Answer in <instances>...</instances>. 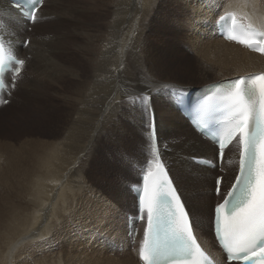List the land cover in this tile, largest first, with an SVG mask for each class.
<instances>
[{"label": "bare ground", "instance_id": "6f19581e", "mask_svg": "<svg viewBox=\"0 0 264 264\" xmlns=\"http://www.w3.org/2000/svg\"><path fill=\"white\" fill-rule=\"evenodd\" d=\"M133 1H135L136 3V8L134 9V11H129L130 13L126 14L124 17L121 16V18L123 19L120 20V22L117 23L116 26H112V23H108V25L102 24V27H100L101 30H96L94 33H92L91 31H89L88 33L86 32L83 45L79 46V48L78 46H76L80 52L84 53V57L86 59L88 58L90 73L92 69L96 72L94 76H92L93 73H91L86 82L83 83L79 87V89L77 88V90L76 87H74V83L76 80H82V78H84V75H82L81 70L76 67L74 63L76 59H74L75 57L72 56V50H70V48H66V42L69 43V40L67 39V36L69 34H76L82 31H79V29H71L67 31L64 36L57 37L52 33V29L50 27L42 34H38L33 31L34 37H32L30 47L26 50L21 49L22 55H28L29 57V62L23 71L21 80L25 77V72L28 70L30 73V77L28 74L26 82L27 87L33 90L38 82L44 83L42 84L43 87L53 92V94L61 96L65 100L66 104H69L72 107V111L70 114L72 115L71 119L73 117L74 111L77 110V105L79 103L81 105L87 88L94 89L97 93H100V96L99 98L97 97L99 99V102L96 100L97 98H93L90 95L88 96V100H84L83 104L88 106L90 114L94 119H90L88 122L84 121L81 126H79V122L70 120L68 124L63 128L62 135L64 134L65 137L63 138V142L61 144L46 141L37 146L39 141L38 143L32 141V144L34 143L36 145L32 148H29V150H26L27 152L21 151L22 149L18 151L19 154L22 155L21 160L17 159L21 161L20 163L23 164L24 161L27 168L28 166H30V164H33V167L30 166V168H28V177L30 179L29 184H32L33 182V191L30 189V191H32V194L30 195V201L32 203H39V213L37 215V221H34L32 223V226L26 228L29 223V219L24 218L25 223L23 226H21V223L19 222H15L11 225L10 222H12L16 218V215L8 211L5 212L6 210H4L2 206L0 207V222H4L6 220L5 222L8 223L7 228H11L10 233H7L6 231V233L0 232V236L5 238L1 243V248H3L4 245L8 244L5 254L0 252L2 253L0 254V258L2 260L7 261V259H9L11 261L10 258L12 257L7 258V256L10 253L13 254L12 251L14 249L10 238L13 234H15V232H19V246H21L20 243H22L26 239H33L34 237L39 235L44 229V226L47 224L46 222H49V219L55 220L54 218H52L55 212L64 214L67 213L64 210L66 204L71 206L74 202H76V200L78 201V199L75 197L76 193L80 195L84 191L88 192L89 186L87 184L90 183H87L88 180L85 175L81 176V180H76V178L80 176L79 173H81L84 167H86L87 161L89 160V157L91 156L95 146H97V144L101 142V140L107 141V139L113 138L117 140L116 143L118 144V146L128 144V140L131 138L128 132H130L131 130L129 128V125L124 122L125 116L127 118V121L130 120L132 123H136L140 127L144 125V120L141 121L137 117H141L139 109H132L128 101L133 98H140L145 94L152 99L153 105L155 107V115L158 119L159 132L161 134L163 132V136L164 133L168 134L165 140L169 144L171 153L168 154L167 157L171 163L173 173L177 178V182L180 185L184 196L188 200H190L188 202H191L192 200V202L194 203V205H192L191 203H189V205L190 207L192 205V212L198 222L199 234L203 239H209V237L207 236L206 223L203 221L202 214L206 213L208 215V209L212 208L214 202L213 188L215 183L213 180H211L210 176L213 175L215 171H206L204 169L194 168L190 164V158L193 155H205L206 153L212 151V147L208 142L203 141L190 129L186 120L182 118L177 110H175L169 100L165 102L162 99L161 103L158 101L154 102L155 99H160L161 97H163V94L167 93L169 87L178 84H174L175 82H170L168 80L162 81L161 76L155 73V69H152L148 65V62L150 63V61L154 59V53L149 48V40L151 37L149 24L154 14L160 8L158 5L160 4L159 0ZM228 1L229 0H179L180 5L175 3L176 6H181V8L185 6L186 10L188 9L189 11L187 15L188 23L185 24V32L187 35L186 40H189V42L187 43L188 45H190L193 53L196 55V57L198 55V57L203 58H207L209 55L212 56L206 61H213L212 64L218 68L210 70L213 71V78L209 79L207 76H203L201 85L199 84L198 87L234 80L236 78L247 76L257 72H264V58H261L256 54L246 52L245 50H242L237 46L227 44L220 38L215 36L214 27L216 19L221 9ZM99 4V2L95 1L90 5H80L76 2V0H47L41 8V16L43 18L48 17L49 22H52L53 20L51 18H54L52 16L58 13V11L62 10L64 11L62 12L63 16H67V18H69L68 20H72L80 24L83 19L82 15L84 14L94 15L95 17H97V14L98 16L102 14V12L99 11L100 8L101 10H103L102 5ZM0 5H2L5 9L9 8L5 0H0ZM112 5L113 3L111 4V6ZM138 6L140 7L138 8ZM242 8L246 11L253 24L259 26L260 24L264 23V0H247V3L242 5ZM107 11L109 10L107 9ZM5 17L10 19L14 23L19 24L20 31H23L21 18L17 15L16 12L12 11L11 15H6ZM106 25L109 26L110 31H106L105 36L103 34L101 35L102 39L99 46L97 47L95 44V42L99 38L97 33L100 31L102 32L103 27H105ZM25 36L27 35L23 34L22 36H19L18 40L22 38L23 41ZM199 51L201 54L197 55ZM153 73L158 76V79H153L151 77ZM202 73L205 74V72ZM41 76H43V79H41ZM100 80L103 82V84L100 82ZM62 81H66L70 84L69 94L63 95L60 93L59 87ZM71 93H73V96H71ZM137 104L139 105V103ZM128 107L131 109H129ZM81 108L80 110H84ZM125 108H128L129 113L125 112ZM162 115H166V117L168 116V118H165L166 120H164L163 122L161 121ZM62 135H60L61 139ZM166 148L169 149L168 147ZM63 153L65 155H63ZM136 155L137 160L141 161L143 158L142 154L137 153ZM78 164L79 167L77 166ZM8 165L10 166V164ZM50 166V170L53 174H57L58 172H60V175L62 177L61 179L56 181L46 179L44 168L48 169V167ZM12 168L13 167H11V169ZM85 170L87 169L85 168ZM83 172L81 174H83ZM22 175L23 173L20 174V176ZM179 175H182L183 182H180ZM69 176L73 177L76 182L73 181L74 183H70V180L68 181ZM17 177V184L20 185L21 178H19V176ZM67 185L70 186L69 190H67H71V193H64L67 201L65 202L64 197H62L63 203L62 201L61 203L59 201L60 204H57L58 201L56 203V200L57 197H59L60 191L64 186ZM25 186H27V184ZM202 186L209 187L210 190L205 193L203 192ZM196 189L198 190V193H196ZM46 190L48 191V194H46L47 202L40 201L42 198H45L43 197V195L45 192L47 193ZM64 191H66V189ZM117 192L118 191H116V194H114V196L112 197L113 199H116L114 201L106 200L103 197L99 200V205L96 201L98 211L94 214L93 217L91 214V218L86 219V223L90 225L89 219L94 220L95 222L98 221L96 225H102V227L107 230V232L103 231L105 233L102 232L97 235L95 234L94 242L92 241L91 244L88 243L89 245H83L82 249L86 250L87 247H89L88 251L90 252H85L84 256L90 254L93 256V259L97 257L102 258L104 259V262L101 260L103 262L102 264H136L133 261L132 257V240L129 237V230L127 225L128 214L133 213L135 199L130 195L131 203L127 205V203L123 201L124 197L123 199H119L120 197L117 195ZM93 193L94 191H92L91 194ZM71 195L73 197L72 199ZM97 198H95L91 202L93 203ZM56 220L57 221H55V226L58 222V219ZM52 224H54V222ZM47 227H49V225ZM81 228L83 227L81 226ZM92 229L93 227L90 226V229H83L82 231H91ZM50 232L51 231H49V234ZM43 237L44 234L42 238ZM101 240H104L106 243ZM208 246L210 247V245ZM22 247H20L21 250ZM210 248L214 250L213 247ZM78 249L71 251L75 255L79 254V252L82 253L81 249H79L80 251ZM15 251L17 252L18 249H16ZM16 252H14V254ZM83 254L84 253H82V255ZM115 256H121L125 258H118V262H114L110 258ZM82 257L79 258H81L82 260ZM46 261H44V263H46ZM94 261L97 260H93L92 262ZM89 262L91 263V261ZM9 264H11V262ZM54 264H58V262Z\"/></svg>", "mask_w": 264, "mask_h": 264}, {"label": "rangeland", "instance_id": "374dc122", "mask_svg": "<svg viewBox=\"0 0 264 264\" xmlns=\"http://www.w3.org/2000/svg\"><path fill=\"white\" fill-rule=\"evenodd\" d=\"M92 1L99 2L100 3L99 5H102L103 10H101V8L99 10L100 12H102L101 15L98 16L97 14V17H95L94 15L84 14L82 15V18H83L82 22H80L79 24L72 20H68L69 18H67V16H63L62 12L64 11L60 10L58 11V13H56L57 15L53 14L54 16L52 17L54 18H51L53 20L52 22H49L48 17H46L45 18L46 22L39 24V26H37L36 29L34 30L35 33L42 34L43 32L47 31L48 28L50 27L52 29V33L56 37L64 36L65 33L71 29L73 30L79 29V31H82L76 34L75 33L69 34L67 36L69 43L66 42V48L67 49L70 48V50H72V56H74L75 57L74 59H76V61L74 62L76 67H78V69L81 70L82 75H84V78H82V80L75 81L74 87H76V90L77 88L79 89V87L83 83L86 82V80L89 78L91 73H93L92 76L96 74V72L93 69L90 73L88 58L86 59L83 55L84 53L80 52L78 49L79 46L83 45L84 43V40H85L84 36L86 35V32L88 33L89 31H91L92 33H94L96 30H101L100 27H102L101 26L102 24L108 25V23L109 24L112 23V26L114 25L116 26L117 23H119L120 20L123 19L121 18V16L124 17L126 14L134 11V9L136 8V3L133 0H115V1L114 0H100V1L99 0H76V2L80 5H90L93 3ZM110 3L111 4L113 3V5L111 6ZM159 3L160 4L158 5L160 8L154 14L149 24L150 34H151V37L149 40V43H150L149 48L154 53V56H153L154 59L150 61V63L148 62V65L152 69H155L154 70L156 71L155 73L161 76L162 81L168 80L170 82H175L174 84H178L180 86H191V87L198 88L199 84L201 85L203 76H207L209 79L213 78L214 77L212 74L213 71H210V70L218 69V68L212 64L213 61H206L207 59H210L212 56L209 55L207 58L198 57L199 56L198 54H201L199 51V53H197L198 56L196 57L190 45H188L187 42H189V40H186L187 35L185 32V24L188 23V16H187L189 12L188 9L186 10L185 6H183V8H181V6H176L175 3L180 5L179 0H159ZM106 7L109 11H107ZM139 7L140 6H138V8ZM112 16H114L117 19H115ZM107 25L105 26L106 28L103 27L102 32L100 31L101 33L100 32L97 33V35L99 36V38L95 42L97 47L99 46L101 42V39H102L101 35L103 34L105 36L106 31L109 30V26ZM76 46H78V48ZM202 72H205V74ZM25 73H26L25 77L22 80H20L19 89L17 91L18 94L16 95L14 100L10 103V105H8L2 111L0 115V151L3 150L2 151L3 153L0 152V157H1L0 159V204H1L0 207L2 206L4 210H6L5 212L8 211L16 215V218L12 222H10L11 225L14 224L15 222H19L21 223V226H23L25 223L24 220L27 218L29 219V223L26 226V228H29V226H32V223L34 221H37V218H38L37 215L39 213V208H38L39 203L38 202L32 203L30 201L31 199L30 195L32 194V191H33L32 189L33 182L32 184L30 183L31 185L29 184L30 179L28 177L29 176L28 168H30V166L33 167L32 166L33 164H30V166H28L27 168L26 163L24 161H23V164L20 163L22 155H20L18 151L22 149L21 151L24 152L26 150H29V148H32L33 146H35L36 144L34 143L32 144V141L35 143H38L39 141L37 146H39V144L44 143L46 141L61 144L63 142V138L65 137L64 134L62 135L63 128L68 124L70 120L79 122V126H81V124L84 121L88 122L90 119H94L92 118L90 114L88 106L84 105L83 103L85 99L86 100L89 99L88 97L89 95L92 96L93 98H97V97L99 98L100 93H97L92 88L90 89L87 88L84 94V99L81 102V105L80 103L77 105L76 107L77 110L74 111L73 117L71 119L72 115L70 114L72 111V107L69 104H66L65 100L61 96H57L56 94H53V92L43 87L42 84L44 83L38 82L39 84L37 83V85L35 86L33 90L29 89L26 85V82H27L28 74L30 77V73L28 70ZM155 73H153L151 77L153 79H158V76H156ZM41 79H43V76H41ZM100 82L103 84L101 80ZM69 87H70V84L68 82L62 81L59 87L60 93L63 95L69 94L70 93ZM90 93H93V94H90ZM71 96H73V93H71ZM98 98L96 100L99 102ZM162 99L165 102L168 101L165 98V96H163L160 99H155L154 102L158 101L161 103ZM79 107L84 110H80ZM139 107H140V104H139ZM128 108H125V112L127 113H129ZM81 112L82 113L84 112L83 115ZM165 118L167 119L168 116L166 117V115H162L161 121L163 122L164 120H166ZM124 122L129 125V128L131 130L130 132H128V134L131 136V138L128 140V144L129 143L130 144L118 146V144L116 143L117 140L113 138L107 139V141L101 140L102 143L99 142L97 146H95L91 156L89 157V160L87 161L86 167H84V169L81 171V173L84 171L83 174L79 173L80 178L79 177L76 178V180H81L82 178L81 176L85 175V177L88 180L87 183H90V184H87L89 186L88 192L84 191L83 193H81L82 195L81 194L78 195V193H76V195L78 196L75 195V197L78 199V201L76 200V202H74L71 206L66 204L64 210L67 213L64 214V213L54 211L55 213L53 214L52 218H54L55 220L49 219V222H46L47 224L44 226V229L39 235H37L33 239L28 238L22 242L23 247H22V243H20L21 246H19V240H20L19 232H15L17 236L13 234L12 237L10 238V240L12 241L13 249H14L12 251L13 254L10 253L7 256V258L12 257L10 258L11 261L7 259V261L9 260L7 262L6 260H2L0 258V264H9L10 262L11 264H46V263L49 264V261H50V264H54L57 262L58 264H81V263L89 264L90 263L89 261H91L90 264L94 262L97 264L99 263L102 264L104 262V259L102 258L97 257L98 259L97 258L93 259V256L90 254L86 255L87 257L84 256L85 252L87 253L90 251H88L89 247H87V249L84 250L82 249V246L85 244L89 245L92 243V241L94 242L95 234L97 235L99 233H102L103 231L107 232V230H105L102 227V225L101 226L96 225L98 221L95 222L94 220L89 219L90 225L86 223V219L91 218L90 217L91 214L93 217L94 214L98 211L97 202L99 205L100 204L99 200L102 199V197L105 198L106 200L114 201L116 199H113L112 197L114 196V194H116L115 192L118 191L117 195L120 197L119 199H123L124 197L123 201L126 202L127 205L131 203L130 193L128 190V183L131 181H135V173L132 171L133 168H132L131 161L126 160L125 157H124V160L122 161L121 154L127 152V153H130V156L135 155L134 157H136L137 153L138 154L141 153V151L139 150V146L141 145V143H145V142H144V138H142V135H141L143 126L140 127L138 124L132 123L130 120L127 121L126 116L124 117ZM60 135H62V139ZM137 136H140L142 138V142ZM167 136L168 134L164 133V138H166ZM176 137H179V136H176ZM29 141H30V144H29ZM63 155L65 154L63 153ZM17 159H20V160H17ZM118 160H119V163H117ZM8 164H10V166ZM77 166L79 167V164ZM11 167L13 168L11 169ZM85 168L87 170H85ZM44 169H45L46 179L51 180V181H56L62 178L60 175V172H58L57 174H53L51 172L50 170L51 166L48 167V169L46 168ZM21 173H23L22 176H20ZM17 176L21 178L20 179L21 186L17 184V181H16L18 179ZM114 176L120 178L121 180L120 186H117L112 181L111 178ZM76 180L71 176H69L68 178V181L70 183L73 181L76 182ZM179 180L180 182H183L182 175H179ZM26 184L27 186H25ZM64 187L66 191H64L65 190ZM64 187L60 191L59 197H57V200H56V203L58 201L57 204H60L61 201L63 203L62 197H64L65 202L67 201L66 196L64 194L65 192L71 193V190L68 191L70 186L67 185ZM24 188H25V191H24ZM30 189L32 191H30ZM92 191H94L93 194H91ZM196 193H198V190ZM46 194H48V191L47 193L45 192L43 195V197L45 198H42L40 201L47 202ZM72 198L73 197L71 195V199ZM95 198L97 199L92 203L91 201L94 200ZM189 203L194 205L192 200ZM210 209H208V213ZM71 212H73L74 214ZM206 216H207L206 213L202 214L203 221ZM56 219H58V222L55 226V223H56L55 221H57ZM5 221L0 222V232L10 233L11 228H7L8 223H6ZM53 222L54 224H52ZM48 225L49 227H47ZM81 226L83 228H81ZM90 226L93 227L91 231L90 230H86L84 232L82 231L83 229H88V228L90 229ZM49 231H51L50 234H49ZM86 233H87V236H86ZM43 234H44V237L42 238ZM4 239L5 238L0 236V252H2L3 254H5V251L8 246V244H6L4 245L3 248H1V243L2 241H4ZM101 241L105 242L104 240H101ZM20 247H22V250ZM78 248L81 249L82 253H84L83 255L81 252H79V254L81 253L80 256L79 254L75 255L72 252L74 250H77ZM16 249H18L17 252L15 251ZM14 252L16 253L14 254ZM79 257H82V260ZM132 257H133V261L137 264V261L133 255ZM118 258L123 259L125 257L115 256L110 259H112L114 262H118L117 261L119 260ZM93 260H97V261L92 262ZM44 261H46V263H44Z\"/></svg>", "mask_w": 264, "mask_h": 264}, {"label": "snow or ice", "instance_id": "6c2138e0", "mask_svg": "<svg viewBox=\"0 0 264 264\" xmlns=\"http://www.w3.org/2000/svg\"><path fill=\"white\" fill-rule=\"evenodd\" d=\"M8 4V9L0 5V28L4 27L3 17L11 15L13 8L29 23L34 22L42 0H32L29 7L23 0H8ZM18 63L23 65L24 61ZM257 81L260 82L259 101ZM228 99L233 102L235 119L217 142L218 154L222 157L225 146L237 141L242 149L240 168L231 188L223 196L219 188L221 178H216L214 193L219 202L213 205L212 223L215 236L230 259L235 248H250L252 252L260 248L264 252V75L250 78L247 83L243 79L236 80L229 89ZM257 103L260 116L253 134L251 124ZM145 108L149 132L156 134L154 115L147 106ZM121 160H124V154H121ZM111 179L120 186L119 177ZM137 202L138 219L146 221L141 249L145 264H162L164 261L196 264L194 258L204 256L193 218L163 163L157 161L154 167L147 168Z\"/></svg>", "mask_w": 264, "mask_h": 264}]
</instances>
